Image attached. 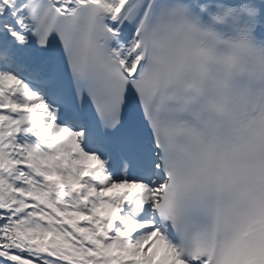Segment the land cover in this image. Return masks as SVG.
Returning <instances> with one entry per match:
<instances>
[{"label":"snow or ice","instance_id":"snow-or-ice-1","mask_svg":"<svg viewBox=\"0 0 264 264\" xmlns=\"http://www.w3.org/2000/svg\"><path fill=\"white\" fill-rule=\"evenodd\" d=\"M216 2L0 0V264H264V0L164 87Z\"/></svg>","mask_w":264,"mask_h":264},{"label":"clouds","instance_id":"clouds-1","mask_svg":"<svg viewBox=\"0 0 264 264\" xmlns=\"http://www.w3.org/2000/svg\"><path fill=\"white\" fill-rule=\"evenodd\" d=\"M201 7L208 19L200 30L189 31L181 39L164 85L166 89L195 93L213 66L220 70L231 68L237 55L233 46L235 37L247 33L254 16L259 14L258 9L254 15L250 14L251 3L246 8L244 4L235 6L217 0L213 5ZM226 27L231 29L230 34L222 31Z\"/></svg>","mask_w":264,"mask_h":264}]
</instances>
